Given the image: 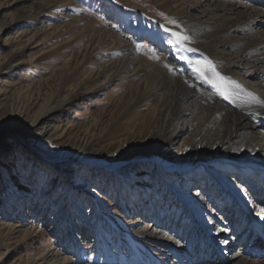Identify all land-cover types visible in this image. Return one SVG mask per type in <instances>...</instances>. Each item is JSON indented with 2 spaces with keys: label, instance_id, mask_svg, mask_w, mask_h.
I'll return each instance as SVG.
<instances>
[{
  "label": "rangeland",
  "instance_id": "rangeland-1",
  "mask_svg": "<svg viewBox=\"0 0 264 264\" xmlns=\"http://www.w3.org/2000/svg\"><path fill=\"white\" fill-rule=\"evenodd\" d=\"M181 1L168 9L158 0H0V264H51L34 261L49 252L56 256L52 264H214L210 254L200 253V226H219L228 232V242H235L228 254L223 252L228 257L255 245V238L244 241L243 232L264 229V214L257 208L264 204V171L259 163L215 155L175 172L142 155L109 166L110 152L93 162L62 154L63 145L79 134L81 124L98 119L135 85L133 79L113 78L101 86L100 78L82 81L99 69L97 65L124 59L128 51L121 52L122 48L133 53L127 75L139 72L135 77L142 78L154 71L160 81L162 73L152 70L160 68L198 85L208 81L211 70L202 76L194 69H207L211 61L188 46L201 35L187 33L175 11L212 26L213 18L205 12L212 6L204 0ZM209 31L213 29H203L202 35ZM172 33L178 34L179 43ZM102 36L111 39L105 42ZM96 40L103 43L75 60ZM66 63L65 74H57ZM243 71L235 68L231 76L263 97L258 76L248 80ZM53 79L69 82H63L57 101L39 105L55 108L65 98L72 103L47 121L51 131L30 146L23 135L6 128L11 127L7 125L13 102L7 98L20 85L53 83ZM211 85V92L218 91ZM143 111L146 107L135 113ZM113 112L105 135L118 131L125 121L140 123L136 114L130 118L123 109ZM253 128L251 136L259 138L264 160V128ZM105 144L96 142L93 149L101 151ZM189 144L190 137L183 135L177 147L184 150ZM189 199L199 210L197 217L203 212L201 221L193 217ZM248 218L252 224L244 225ZM9 228L16 233H8ZM154 230L165 234L162 243L144 237Z\"/></svg>",
  "mask_w": 264,
  "mask_h": 264
},
{
  "label": "bare ground",
  "instance_id": "bare-ground-1",
  "mask_svg": "<svg viewBox=\"0 0 264 264\" xmlns=\"http://www.w3.org/2000/svg\"><path fill=\"white\" fill-rule=\"evenodd\" d=\"M250 1L253 2L248 4L241 0H213L215 3L210 5L208 0H204L208 6H212L208 12L205 11L206 16L213 18L212 26L195 21L189 14L175 11L178 21L187 33L201 35L191 39L188 46L204 54L214 66L215 73L225 78L223 86L230 93L229 99H225L219 90L210 91L211 84L219 83L213 71L209 74L208 81L201 85L191 83V79L185 75L171 76L169 72H163L164 70L160 68H152L162 73L160 81L154 71L142 78L135 77L139 72H130L127 75L128 66L131 65L128 57L133 53L131 49L125 47L121 52L128 51L127 59L124 57L113 63L97 65L99 69L90 72L82 81L91 83V79L100 78L101 86L102 82L108 84L113 78L123 82L133 79L136 80L135 85L115 101L114 107L112 105L109 110L102 111L98 119L81 124L79 134L69 144L63 145L62 154L86 157L88 162H93L95 159L106 158L105 155L110 152L113 158L109 166H116L142 155L143 158L161 162L175 172L185 171L215 155L223 158L229 155L250 165L259 163L264 171L259 138L251 136L254 126L264 128V96H257L231 76L235 68L242 71L251 68L248 72L243 71L244 77L249 80L253 76H258V84L264 94V0ZM158 2L169 9L172 6H180L182 1L158 0ZM208 28H212L213 31L202 35L203 29ZM236 34H241L242 38H237ZM97 37H101V33H98ZM103 38H106L105 42L107 38L111 39L109 36ZM102 43L97 40L89 43V46H85L75 55V60L82 58L86 52L95 50ZM66 65L67 63L57 71V74H63ZM81 69L86 70V67L82 66ZM50 82L45 80L20 85L7 98L10 103L13 102L7 125L11 127L6 128L23 135L26 138L24 143L30 146L40 143L51 131L52 128L47 121L58 110L72 103V99L65 98L55 108L50 107L48 103L57 101L62 94L63 82L66 85L69 81L65 80L60 84L53 79V83ZM41 102L48 103L39 105ZM138 103H141L140 109L146 107V111L141 112V115L135 113L139 109H136ZM115 109H123V114L130 118L132 114H136V119L141 118L140 123L125 121L119 125L118 131L112 130L113 133L105 135L106 123L112 120ZM106 117L109 118L104 120ZM27 118L29 123H25ZM129 126V130L125 131L124 128ZM183 135L190 137V144L181 150L177 145ZM100 141L106 144L101 151L94 150L93 144ZM67 148L68 152L65 151ZM192 201L189 199L188 204L193 217L201 221L203 212L197 217L196 213H199V210H195ZM203 202L208 205V202L201 201ZM257 208L260 215H263L264 204H258ZM230 209L236 213L240 212L239 207ZM251 222L252 219L248 218L244 225L252 224ZM197 224L200 226L201 223ZM14 232L16 233L15 229L9 228L8 233ZM200 232L203 235L200 239L203 243L200 253L210 254L214 264H264V229L259 228L251 234L243 232L244 241L255 238V245L248 246L244 254L232 253L230 257L226 254L231 248L230 245L233 247L235 242H228L227 231L219 226L213 229L212 226H200ZM144 237L159 243L165 240V234L155 230ZM224 251L226 254H223ZM55 258V254L49 252L34 261L54 263Z\"/></svg>",
  "mask_w": 264,
  "mask_h": 264
},
{
  "label": "snow or ice",
  "instance_id": "snow-or-ice-1",
  "mask_svg": "<svg viewBox=\"0 0 264 264\" xmlns=\"http://www.w3.org/2000/svg\"><path fill=\"white\" fill-rule=\"evenodd\" d=\"M173 36H177V42L179 43V36L176 33H172ZM186 39V38H185ZM195 71L199 72L202 76L205 75L207 70H211L214 72V74L217 76L219 83L214 84L215 87H217V89L221 92L222 95H224L225 99H229L230 93L226 90V88L223 86L224 84V80L225 78L220 77L219 73H215V69L214 66H211L210 62L208 63V68H200V67H196L194 69ZM261 218H264V216H262Z\"/></svg>",
  "mask_w": 264,
  "mask_h": 264
}]
</instances>
